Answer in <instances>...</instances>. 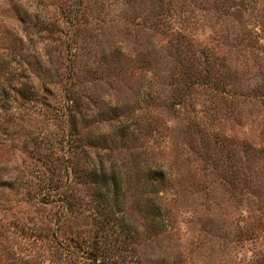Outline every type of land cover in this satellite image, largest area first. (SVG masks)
Masks as SVG:
<instances>
[{"label":"rangeland","instance_id":"rangeland-1","mask_svg":"<svg viewBox=\"0 0 264 264\" xmlns=\"http://www.w3.org/2000/svg\"><path fill=\"white\" fill-rule=\"evenodd\" d=\"M0 264H264V0H0Z\"/></svg>","mask_w":264,"mask_h":264},{"label":"trees","instance_id":"trees-1","mask_svg":"<svg viewBox=\"0 0 264 264\" xmlns=\"http://www.w3.org/2000/svg\"><path fill=\"white\" fill-rule=\"evenodd\" d=\"M204 62H207V61H204ZM188 77L191 78L192 75H188ZM151 174H153V175L150 178L152 180L154 179L153 181H156L157 183L158 182L161 183L163 181L164 174H163V172L160 169L153 170ZM111 179L115 183V185L118 184L117 181H115V179H113V178H111ZM101 183L103 184V186L100 187L99 190H101L102 188H104L105 191H108L109 187H108V184L106 183V179L102 178L101 179Z\"/></svg>","mask_w":264,"mask_h":264}]
</instances>
